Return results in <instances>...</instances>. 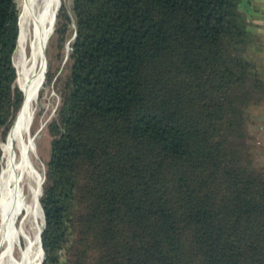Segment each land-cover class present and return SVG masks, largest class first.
<instances>
[{"label":"trees","instance_id":"16d2710c","mask_svg":"<svg viewBox=\"0 0 264 264\" xmlns=\"http://www.w3.org/2000/svg\"><path fill=\"white\" fill-rule=\"evenodd\" d=\"M18 17L0 0V140L23 101ZM51 35L59 56L72 38L40 264H264V48L240 0L61 1Z\"/></svg>","mask_w":264,"mask_h":264},{"label":"bare ground","instance_id":"6f19581e","mask_svg":"<svg viewBox=\"0 0 264 264\" xmlns=\"http://www.w3.org/2000/svg\"><path fill=\"white\" fill-rule=\"evenodd\" d=\"M59 1L21 0L14 65L23 101L1 143L0 264H40L43 258L40 231L44 218L39 202L43 175L35 162L40 130L33 132L32 124Z\"/></svg>","mask_w":264,"mask_h":264},{"label":"rangeland","instance_id":"374dc122","mask_svg":"<svg viewBox=\"0 0 264 264\" xmlns=\"http://www.w3.org/2000/svg\"><path fill=\"white\" fill-rule=\"evenodd\" d=\"M61 1L69 3L70 0H60L59 5ZM17 2H18V7H19V13H20L21 0H17ZM71 38H72V35L67 40L59 56L58 50H57V41L55 37L53 38V35H50L47 41V46L45 50L46 59H47L46 70L49 69V72L54 74V77L52 79V82L49 85L43 84V81H44L43 79L42 84L39 87L37 97L34 102L35 115H34V121L32 124V131L37 132L38 129L40 130L35 139V143H36L35 162H36V165L39 171L42 173L43 176H44V171H45V163L49 157L50 139H51V136L47 128V124L55 116L56 109H57V106L59 104V99H60L59 93L57 91L58 82H56L57 81L56 78H59V77L62 78L68 72L69 60L67 56H68V51L70 48L69 40ZM16 57H17V54L14 51L13 53L14 63L17 60ZM16 72H17V68H16ZM16 84L19 87V84L17 82ZM248 121H249V125L251 124V127L249 126L251 132H249L248 141L249 143H252L251 145L252 153L255 157L256 164H260V144H261L260 130L262 129L259 126L260 125L259 121L254 120L252 117ZM41 123H43V126H41ZM6 136H5V139H6ZM5 139L0 140V144L3 141H5ZM2 165H3V159H2V154H1V167ZM42 182H43V177H42ZM43 224H44V220H43ZM22 242L20 243V245H22Z\"/></svg>","mask_w":264,"mask_h":264},{"label":"crops","instance_id":"0c3cea01","mask_svg":"<svg viewBox=\"0 0 264 264\" xmlns=\"http://www.w3.org/2000/svg\"><path fill=\"white\" fill-rule=\"evenodd\" d=\"M241 9L244 12L245 17L255 25V30L257 32L258 38L262 47L264 48V0H240ZM262 59H264V51L261 54ZM256 114L253 117L254 120L260 122V162H264V112L262 106L256 109ZM251 127V124L249 125ZM249 127V132L250 131Z\"/></svg>","mask_w":264,"mask_h":264},{"label":"water","instance_id":"95a60500","mask_svg":"<svg viewBox=\"0 0 264 264\" xmlns=\"http://www.w3.org/2000/svg\"><path fill=\"white\" fill-rule=\"evenodd\" d=\"M19 88H20V87H19ZM43 181H44V176H43ZM41 192H42V189H41ZM41 192H40V195H41ZM40 206H41V205H40ZM41 209H42V207H41ZM42 212H43V210H42ZM43 218H44V214H43ZM43 227H44V224H43ZM43 227H42V229H43ZM42 229H41V231H40V237H41ZM40 246H41V248H42L41 238H40ZM42 251H43V258H44V250L42 249Z\"/></svg>","mask_w":264,"mask_h":264}]
</instances>
